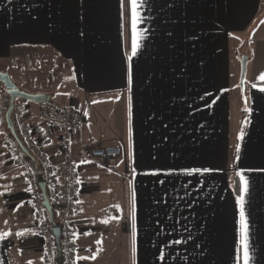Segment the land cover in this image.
Wrapping results in <instances>:
<instances>
[{
  "label": "crops",
  "instance_id": "crops-1",
  "mask_svg": "<svg viewBox=\"0 0 264 264\" xmlns=\"http://www.w3.org/2000/svg\"><path fill=\"white\" fill-rule=\"evenodd\" d=\"M171 2L146 0L129 60V0H0V64L23 91L52 97L16 105L54 171L65 163V132L50 126L55 110L84 116L74 154L123 152L116 173L80 170L75 264H242V195L250 264H264V172L248 171L264 167V0ZM29 55L40 71L26 70ZM197 167L217 171H182ZM26 176V164L0 156V264H52Z\"/></svg>",
  "mask_w": 264,
  "mask_h": 264
},
{
  "label": "built area",
  "instance_id": "built-area-1",
  "mask_svg": "<svg viewBox=\"0 0 264 264\" xmlns=\"http://www.w3.org/2000/svg\"><path fill=\"white\" fill-rule=\"evenodd\" d=\"M26 70L28 72H38L42 69V64L32 57L26 58ZM19 130L26 147L29 149L35 160L41 165V172L45 181L40 182L38 172L35 167L27 163L26 156L19 147L15 152L16 161L26 164L27 194L29 204L33 212L42 215L37 223V228L42 231L43 251L52 264H59L57 243L51 232V223L48 213L43 206L44 198L40 188L41 183L47 184L48 197L52 205L57 207L56 222L61 229V248L63 264H75L72 260L73 245L75 243L74 218L77 214V201L79 196L80 170L85 165H92L100 170L116 173V168L123 154L119 147H102L96 149L83 148L80 153L74 154L72 143L74 135L84 126L83 114L55 110L50 126L53 129L64 130L62 138V154L65 163L57 173L46 157L44 139L40 137L38 129L29 126L24 119V113L16 109L15 113ZM5 111L0 106V121H5Z\"/></svg>",
  "mask_w": 264,
  "mask_h": 264
},
{
  "label": "water",
  "instance_id": "water-1",
  "mask_svg": "<svg viewBox=\"0 0 264 264\" xmlns=\"http://www.w3.org/2000/svg\"><path fill=\"white\" fill-rule=\"evenodd\" d=\"M249 58L243 57L241 61V79H240V86L244 88V82L247 74V66H248ZM0 83H2L6 89V94L10 97L9 107L7 109L5 115V122L7 126V131L11 133L13 136L16 144L18 145L21 152L28 158L34 160L33 155L29 151V149L24 144L23 140L19 137L16 125L14 122V113L16 110V103L19 100H24L27 102L35 103L38 105H44L51 103L52 97L45 94H31L28 92L23 91L19 86L13 81L10 74L5 72H0ZM40 188L43 193V206L45 207L49 220L51 223V232L55 237L57 243V250H58V258L59 264H63V255H62V248H61V229L58 227V224L55 219L54 214V206L52 205L49 197H48V189L46 183H41Z\"/></svg>",
  "mask_w": 264,
  "mask_h": 264
},
{
  "label": "snow or ice",
  "instance_id": "snow-or-ice-1",
  "mask_svg": "<svg viewBox=\"0 0 264 264\" xmlns=\"http://www.w3.org/2000/svg\"><path fill=\"white\" fill-rule=\"evenodd\" d=\"M130 8H131V15H132V27H133V40H132V45H131V53L132 55L129 57V60L133 56L137 55L138 49L140 48V43L137 40V36L139 35L137 32V25L143 21V16L141 15L140 9L144 8L146 5V0H129ZM169 7H173L174 5L172 4L171 0H169L168 3ZM83 35V33H81ZM172 33H169V36H171ZM142 39V36L140 37ZM195 39V37H193ZM261 81H264V73H261L260 76L258 77ZM129 80H131V76L129 75ZM256 87L257 85H253ZM261 91H264V86L260 87ZM247 111V109H246ZM167 127V125H165ZM167 139V137H165ZM240 139H243V134H241ZM237 151H239V147L237 148ZM237 160H239V156L237 155L236 157ZM182 171L186 175H195V174H201V173H211L213 171H217L216 169H213L211 167H197V168H184ZM248 171H260L264 172V167L258 168V169H248ZM156 175H159V172L153 173ZM236 176L239 178V184L242 185V188L240 189L244 193H247L249 190V180L245 176L244 171H237ZM159 183L163 184L164 181L160 180ZM239 203H240V225H241V252L242 255L237 256V260L242 259V264H250L251 260V255H250V243H249V224L247 217L244 212V203H245V198L244 196H240L239 198ZM133 219H135V213H133ZM107 223V221H105ZM179 243L180 241H176ZM163 259V257H161Z\"/></svg>",
  "mask_w": 264,
  "mask_h": 264
},
{
  "label": "trees",
  "instance_id": "trees-1",
  "mask_svg": "<svg viewBox=\"0 0 264 264\" xmlns=\"http://www.w3.org/2000/svg\"><path fill=\"white\" fill-rule=\"evenodd\" d=\"M0 84L3 85L2 83H0ZM9 102H10V97L7 94H5V96H4V105H3V108H4L5 113L7 112V109L9 107ZM24 102L27 103V101H24ZM48 104H45V105H48ZM16 109H17V105H16ZM13 119H14V122H15V125H16V129H17L18 135L22 139V136H21V133H20V130H19V126H18V123H17V119H16V115L15 114H14ZM1 126H3L2 128H4L6 130V132H7V135H8V138H9V143H10L9 144V147H10L9 149L10 150H13L15 148H18V145L16 144L13 136L11 135L10 132L7 131L6 122L5 121H3V122L0 121V127ZM24 144H25V142H24ZM26 160L32 162L31 164H33V167H35L36 171L38 172L39 181L40 182L45 181L44 175L41 172V165L35 160V158H34V160H32V159L26 157ZM54 214H55V217L57 218V207H56V205H54Z\"/></svg>",
  "mask_w": 264,
  "mask_h": 264
},
{
  "label": "rangeland",
  "instance_id": "rangeland-1",
  "mask_svg": "<svg viewBox=\"0 0 264 264\" xmlns=\"http://www.w3.org/2000/svg\"><path fill=\"white\" fill-rule=\"evenodd\" d=\"M26 56H28V55H26ZM26 56H24V58H23L24 60L26 59ZM31 57H33V56H31ZM243 57H248L249 58V56H247V55H244ZM243 57H242V59H243ZM23 59H22V62H23ZM242 59H241V61H242ZM8 71H10V66L5 65V64H0V72L7 73ZM244 86H245V83H244ZM3 88H5V87L0 84V89H3ZM239 91L242 92V88L240 86V83H239ZM21 101H23V100H19V102H21ZM1 105L3 107L4 101H3V104L1 102ZM6 140H9V138H8L6 130L4 128H2V130L0 129V156H3L4 152H5V153H7L8 156H10V162H13V161L16 162V158H15V152L16 151L10 150V149H9L10 150L9 151L8 148L4 146V141H6ZM26 172H27V170H26ZM257 185L258 184L250 185V189L255 188V186H257ZM26 189H27V184H26Z\"/></svg>",
  "mask_w": 264,
  "mask_h": 264
}]
</instances>
